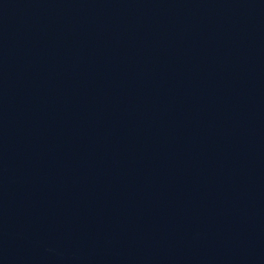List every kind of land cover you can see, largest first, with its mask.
<instances>
[{"label":"water","instance_id":"95a60500","mask_svg":"<svg viewBox=\"0 0 264 264\" xmlns=\"http://www.w3.org/2000/svg\"><path fill=\"white\" fill-rule=\"evenodd\" d=\"M0 264H264V0H0Z\"/></svg>","mask_w":264,"mask_h":264}]
</instances>
